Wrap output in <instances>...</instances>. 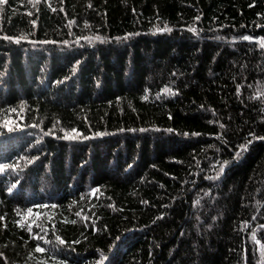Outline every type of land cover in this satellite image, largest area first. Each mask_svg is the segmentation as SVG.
<instances>
[{"label":"trees","instance_id":"obj_1","mask_svg":"<svg viewBox=\"0 0 264 264\" xmlns=\"http://www.w3.org/2000/svg\"><path fill=\"white\" fill-rule=\"evenodd\" d=\"M0 166V264H264V0H6Z\"/></svg>","mask_w":264,"mask_h":264},{"label":"snow or ice","instance_id":"obj_2","mask_svg":"<svg viewBox=\"0 0 264 264\" xmlns=\"http://www.w3.org/2000/svg\"><path fill=\"white\" fill-rule=\"evenodd\" d=\"M6 2V0H0V4H3V3H5ZM245 39H248V37H245ZM0 167H2V166H0ZM39 251H43V249H38Z\"/></svg>","mask_w":264,"mask_h":264}]
</instances>
